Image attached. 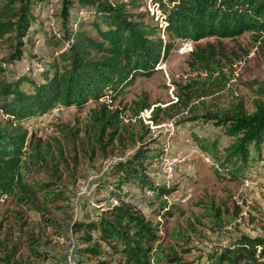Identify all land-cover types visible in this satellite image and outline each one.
<instances>
[{"label":"rangeland","instance_id":"374dc122","mask_svg":"<svg viewBox=\"0 0 264 264\" xmlns=\"http://www.w3.org/2000/svg\"><path fill=\"white\" fill-rule=\"evenodd\" d=\"M138 1L160 25L163 13L156 0ZM60 7L58 0H53L56 15L50 34L42 22L33 36L34 47L27 48L22 59L2 65L7 80L27 75L42 81L40 73L57 51L53 35L59 37L65 26ZM74 11L77 18L86 15ZM36 12L42 14L41 10ZM193 51H212L218 69L205 72ZM4 53L0 52V58ZM196 80V87L186 88ZM28 87L23 84V88ZM186 90L187 102L175 100ZM263 95L264 33L245 31L233 38L174 39L172 49L151 76L136 77L112 100L107 96L101 99L110 108L122 110L126 130L120 132L121 140H105L94 151L82 141L81 132L62 138L59 129L68 125L74 132L83 127L96 103L89 102L82 109H52L26 120L23 126L29 135L51 143L56 156L40 164L42 168L36 166L27 178L29 183L47 182V190L29 200L0 195V264H119L120 255L106 247L99 255L84 253L82 248L87 244L81 240L82 231L74 227L75 221L96 220L115 203L116 195L134 205L156 227V244L174 258L160 264H212L216 251L235 238L263 233L264 159L251 162L242 178L219 176L216 163L197 147L192 135L217 139L220 148L231 138L213 122L195 120L191 113V107L202 110L200 101L213 109L243 102L252 110L253 100ZM143 99L149 106L136 115ZM141 145L148 148L147 173L154 185L169 189L159 198L132 180L119 183L121 178L113 168ZM165 159L173 166L171 177L162 169ZM160 199L166 201L165 209L159 207ZM176 228L183 240L173 237Z\"/></svg>","mask_w":264,"mask_h":264},{"label":"trees","instance_id":"16d2710c","mask_svg":"<svg viewBox=\"0 0 264 264\" xmlns=\"http://www.w3.org/2000/svg\"><path fill=\"white\" fill-rule=\"evenodd\" d=\"M58 2L65 26L59 37L53 35L57 51L46 61L39 82L27 75L7 80L2 65L22 59L27 48L34 47L33 36L43 26L41 13L36 11H42L46 0H0V52L5 51L0 58V195L29 200L49 187L47 182L27 181L36 166L42 168L43 162L54 160L56 152L51 143L29 135L23 126L26 120L44 115L57 104L82 109L89 102L96 103L89 109L83 127L74 132L68 125L59 129L62 138L81 132L82 141L94 151L105 140H121L120 132L126 130L122 110L110 108L101 99L107 96L112 100L136 77L151 76L172 49L174 39L199 41L207 37L233 38L245 31L264 33V0H156L163 13V30L148 10L141 9L138 0ZM74 9L86 15L77 18L72 14ZM201 53L192 52L201 68L209 74L217 70L213 52ZM198 81L186 88L196 87ZM23 84L29 87L23 88ZM187 91L178 93L179 102H187ZM140 103L136 115L149 106L146 99ZM199 104L200 112L191 107L192 118L213 122L231 139L222 148L217 139L197 134L192 135L194 142L216 163L219 176L242 178L251 162L264 159V97L253 100L252 110L243 102L214 109L203 101ZM53 140L60 144L56 138ZM56 149L61 154V148ZM148 158V148L141 145L113 168L121 178L119 183L132 180L159 198L169 189L154 185L147 173ZM158 204L161 209L167 206L163 199ZM74 227L82 231L81 240L87 244L82 248L84 253L99 255L106 247L120 255L119 264L174 260L156 244L159 235L151 221L119 195L96 220L75 221ZM262 230L254 236L242 234L220 248L212 264H264V225ZM173 237L183 240L180 229L176 228Z\"/></svg>","mask_w":264,"mask_h":264},{"label":"built area","instance_id":"2783aa9c","mask_svg":"<svg viewBox=\"0 0 264 264\" xmlns=\"http://www.w3.org/2000/svg\"><path fill=\"white\" fill-rule=\"evenodd\" d=\"M53 0H46V3L44 4V7L42 9V21L44 24V29L46 30V32L48 34H50V26L53 24V17H54V13L53 12ZM162 26V30H163V26H164V21L162 19V22L160 24ZM175 100H177V98H175ZM65 109V106L61 105V104H57L53 110L54 112H60L63 111ZM162 169L164 171V173L168 176L171 177L174 174L173 171V166L171 165V163L165 159L163 165H162ZM116 202V201H115Z\"/></svg>","mask_w":264,"mask_h":264}]
</instances>
